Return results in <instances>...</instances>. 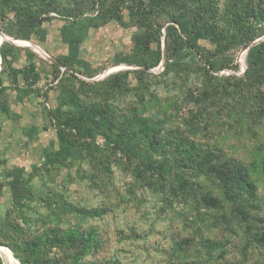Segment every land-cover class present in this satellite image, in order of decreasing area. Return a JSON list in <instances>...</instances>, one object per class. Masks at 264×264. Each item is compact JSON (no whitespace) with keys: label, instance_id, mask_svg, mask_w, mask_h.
I'll return each instance as SVG.
<instances>
[{"label":"rangeland","instance_id":"374dc122","mask_svg":"<svg viewBox=\"0 0 264 264\" xmlns=\"http://www.w3.org/2000/svg\"><path fill=\"white\" fill-rule=\"evenodd\" d=\"M50 1L75 3L36 6ZM27 8L0 2L2 244L24 264H264V53L250 64L246 51L264 38L254 37L264 0L170 2L203 35L198 53L166 12L147 31L123 11L122 24H72L73 54L60 33L67 11L50 9L38 27ZM168 25L184 42L165 69ZM24 66L37 74L32 86L9 73ZM74 120L87 129L59 130ZM200 152L241 166L244 215L215 180L177 168ZM183 179L198 197L178 193Z\"/></svg>","mask_w":264,"mask_h":264},{"label":"trees","instance_id":"16d2710c","mask_svg":"<svg viewBox=\"0 0 264 264\" xmlns=\"http://www.w3.org/2000/svg\"><path fill=\"white\" fill-rule=\"evenodd\" d=\"M9 0H5L8 3ZM12 1V0H10ZM21 5L24 0H17ZM174 0H74V5L70 3L67 4L64 9L59 3H54L52 1L49 2L48 10H42L37 7L36 0H27L28 12H25V17L30 19L29 21L34 26H40L41 23L45 20H48V13L51 10L53 11H61L66 10L68 17H70V22L65 23L61 26L60 33L62 36L63 42L69 45V49L72 50L73 54L77 52V42L74 38L70 37V28L72 24L82 25L85 27L89 26H101L106 23L110 19H114L117 22L122 24L123 11L127 12L129 20L137 25L139 28H143L148 30H153V20L159 18L162 13H167L168 19L174 21L177 24L180 32L184 35L187 44H189L197 53L200 49L197 44L198 39L203 38V35L198 30L197 27H194L191 30V19L186 16L184 13H172L169 12L170 2ZM1 2V0H0ZM251 13L255 11L254 7L250 8ZM21 12V10H19ZM45 13V15H43ZM95 13V14H93ZM253 15V13H252ZM264 34V27L259 28L258 32L254 34V37H259ZM165 40H166V48L168 52V57L165 61V69L169 66V58L170 52L172 48L176 45L183 44V40L180 35L177 34V29L174 26L168 25L165 27ZM2 42L0 43V57L1 63L0 65L4 68V61L6 59V54L3 52ZM251 47V46H250ZM264 53V41L258 42L252 45L248 50V58L250 64H256L258 62L260 54ZM65 65L66 62H62ZM69 68L70 66L67 65ZM11 76L15 77L17 74H20L22 79L24 80L25 85L32 86L37 80V74L33 72V69L29 66H24L22 68H14L11 67L9 70ZM111 124H116V121H109ZM65 127H71L76 133H81V131L86 130L85 124L82 126L78 120H74L73 122L66 121L59 128L60 131H63ZM184 161L181 165H178L177 168L180 167H188L193 168L198 171V174L206 175L211 179L215 180L219 187L221 193L224 195L223 197L227 200L231 201L236 208H238L239 213L244 215V211L241 210L242 204H238V193L242 188L246 187L247 189L251 188V184L242 170L241 166L236 162L233 157L228 156L223 153L221 157L216 159L210 158L209 154L206 152H200L194 154H186L184 157ZM181 158V159H183ZM181 179V177H180ZM174 181H170L171 187L174 186ZM178 193L185 196H197L200 190H197L195 185L189 184L186 179L178 181ZM200 200L205 203L206 206H220V200L215 196L205 195V193L200 192L199 194ZM3 228L2 223L0 222V235L2 234ZM0 244H2L0 240ZM6 246V245H4ZM12 251L13 255L22 263V261L18 255L16 254L14 248L8 246Z\"/></svg>","mask_w":264,"mask_h":264},{"label":"water","instance_id":"95a60500","mask_svg":"<svg viewBox=\"0 0 264 264\" xmlns=\"http://www.w3.org/2000/svg\"><path fill=\"white\" fill-rule=\"evenodd\" d=\"M0 34L2 35V36H4V33H2V32H0ZM264 38H260V39H257L256 41H254L253 43H251L250 45H248L247 47H246V51H247V49L250 47V46H252V45H254V44H256V43H258L259 41H261V40H263ZM51 58V57H50ZM51 61H53V62H56V60H54V59H52L51 58ZM0 63H1V57H0ZM162 64H163V62H162ZM123 68H128V66H124V67H116V68H110V69H107L106 71H104L100 76L102 77V76H104L105 74H108V73H110V72H112V71H116V70H120V69H123ZM0 69H1V65H0ZM0 246L1 247H4L5 249H7L9 252H10V254L12 255V257H13V259L18 263V264H22L14 255H13V253H12V251L10 250V248H8L7 246H4V245H1L0 244Z\"/></svg>","mask_w":264,"mask_h":264},{"label":"bare ground","instance_id":"6f19581e","mask_svg":"<svg viewBox=\"0 0 264 264\" xmlns=\"http://www.w3.org/2000/svg\"><path fill=\"white\" fill-rule=\"evenodd\" d=\"M0 254L3 256V258H5L7 264H18L13 259L12 255L10 254V252L7 249H5L4 247H1V246H0Z\"/></svg>","mask_w":264,"mask_h":264}]
</instances>
